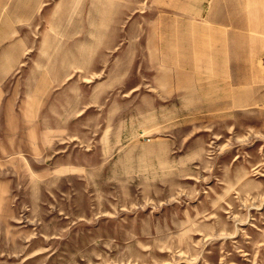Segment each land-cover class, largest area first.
I'll return each mask as SVG.
<instances>
[{"label": "rangeland", "instance_id": "obj_1", "mask_svg": "<svg viewBox=\"0 0 264 264\" xmlns=\"http://www.w3.org/2000/svg\"><path fill=\"white\" fill-rule=\"evenodd\" d=\"M0 264H264V0H0Z\"/></svg>", "mask_w": 264, "mask_h": 264}]
</instances>
